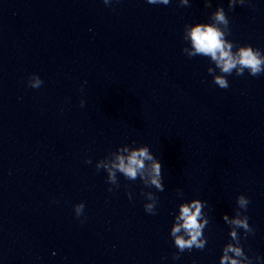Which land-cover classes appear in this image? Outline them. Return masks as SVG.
Masks as SVG:
<instances>
[{"label":"water","instance_id":"water-1","mask_svg":"<svg viewBox=\"0 0 264 264\" xmlns=\"http://www.w3.org/2000/svg\"><path fill=\"white\" fill-rule=\"evenodd\" d=\"M211 4L0 0V264H219L222 216L241 193L255 229L245 250L264 257V74L233 72L222 89L207 57L182 52L185 24L209 22L218 5L227 38L264 51V0ZM33 73L40 88L27 86ZM133 141L163 166L156 215L140 194L154 188L118 173L109 192L95 169ZM194 198L208 202L207 245L173 260V215Z\"/></svg>","mask_w":264,"mask_h":264},{"label":"clouds","instance_id":"clouds-1","mask_svg":"<svg viewBox=\"0 0 264 264\" xmlns=\"http://www.w3.org/2000/svg\"><path fill=\"white\" fill-rule=\"evenodd\" d=\"M103 3L107 6L112 3V0H103ZM146 3L168 5L170 0H146ZM204 3L206 8H211V0H204ZM246 3L251 5V0H228V9L231 11L236 5ZM178 4L187 6L189 0H178ZM208 20L209 22L185 24L182 39L183 41L190 40L191 50L183 47L182 52L189 58L207 57L210 62L207 72L213 77L212 82L215 85L227 89L229 81L226 77L232 75L233 72L236 76H243L245 71L253 77L264 74V51L251 44H238L227 38L231 35L230 20L223 6L218 5ZM212 64L215 67H212ZM26 83L28 87L37 89L43 85V80L33 73ZM84 105L85 101L81 99L80 106ZM85 163L91 164V158H87ZM162 168L160 160L149 146L136 145L135 141L131 144L117 146L115 151H109L95 164L97 172L103 169L107 173L106 182L112 186L108 188L109 192L120 187L118 173L128 181L139 179L144 188H154L156 191L141 189L140 193L145 200L144 211L151 215L157 214L159 203L157 192H163L165 189ZM127 188L128 186L125 185L126 194L131 200L132 193L127 191ZM176 193L179 197H183L182 189L177 188ZM250 203L248 196L243 193L238 194L235 200L236 206L233 208L234 214L232 216L227 213L223 214L222 219L229 226V239L222 247L219 264H264V257L260 254H249L251 250H245L248 235L255 234V229L249 224L247 215ZM206 207H208V202L198 198L178 204V211L173 215V223L169 232L174 247L177 249L172 253L173 260H179L185 251L205 249L208 238L204 234V229L210 223L209 216L205 212ZM73 210L77 218L84 216V202L74 204Z\"/></svg>","mask_w":264,"mask_h":264}]
</instances>
